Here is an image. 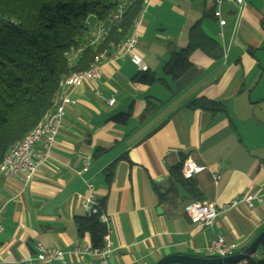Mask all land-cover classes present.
<instances>
[{
    "label": "crops",
    "instance_id": "1",
    "mask_svg": "<svg viewBox=\"0 0 264 264\" xmlns=\"http://www.w3.org/2000/svg\"><path fill=\"white\" fill-rule=\"evenodd\" d=\"M148 1L133 53L161 78L163 64L188 45V32L200 21L206 42L189 57L197 77L171 95L169 77L153 85L134 81L139 73L126 56L104 62L96 84L68 89L73 104L65 108L48 161L28 183L23 174L0 181V262L33 257L41 244L65 252L64 261L32 264H91L95 257L73 252L91 246L76 224L86 216V182L109 218V264H155L170 254L209 257L206 246L216 235L235 243L238 253L264 229V203L223 210L264 186V0H243L240 8L214 0ZM211 11L213 19L204 16ZM201 97L222 103L224 111L185 107ZM108 98L116 100L112 107ZM147 105L151 111L140 119ZM120 113L129 114L126 124L111 120ZM85 156L88 170L78 175ZM179 157L208 166L193 178L201 202L220 211L210 227L191 224L183 209L190 199L181 189L172 204L159 202L154 188H166L168 168ZM217 170L214 185L210 173Z\"/></svg>",
    "mask_w": 264,
    "mask_h": 264
},
{
    "label": "trees",
    "instance_id": "2",
    "mask_svg": "<svg viewBox=\"0 0 264 264\" xmlns=\"http://www.w3.org/2000/svg\"><path fill=\"white\" fill-rule=\"evenodd\" d=\"M140 3L141 0L126 11L120 31L112 30L101 47L85 49L71 65L66 54L78 45L85 19L88 16L104 19L112 8L109 0H0V162L14 143L51 109L58 83L64 76L86 69L109 43L116 44L127 36ZM204 16L214 18L212 11ZM204 42L198 21L188 32V45L163 64L161 78L147 71L139 73L134 81L153 85L169 77L173 84L171 95L177 94L197 77L198 71L189 57L194 50H203ZM185 107L211 114L224 111L222 103L204 97L189 100ZM150 111L151 106L147 105L140 119ZM128 118L129 114L120 113L111 120L126 124ZM183 160L179 157V162L168 168L164 190L154 188L160 203L172 204L179 198V189L190 201L201 202L195 179H184L180 174ZM76 224L79 234L88 233L93 248L102 246L106 230L96 216L77 218ZM246 260L247 264H264V239L256 253Z\"/></svg>",
    "mask_w": 264,
    "mask_h": 264
},
{
    "label": "built area",
    "instance_id": "3",
    "mask_svg": "<svg viewBox=\"0 0 264 264\" xmlns=\"http://www.w3.org/2000/svg\"><path fill=\"white\" fill-rule=\"evenodd\" d=\"M138 1L109 0L112 8L104 19L88 16L84 21V31L78 45L66 54L69 64L74 65L85 49L101 47L112 30L120 31L119 26L126 11ZM148 2V0H141L139 11L131 25L130 34L116 44L109 43L106 48L95 56L93 62L86 69L73 71L59 81L51 109L34 128L15 142L4 155L0 162V181H9L17 174L24 175L25 183L32 181L38 168L48 161L56 137L62 129L65 108L73 104V100L69 97L68 89L85 81L96 84L101 79L102 65L104 62H113L129 56L130 61L138 73L147 72L148 68L146 64L133 52L138 43V25L142 20ZM214 2L217 6L222 2L233 4L238 8L243 5V0H214ZM214 15L218 19L219 26L226 24L224 19L219 18L217 9ZM94 95L101 96V93L95 89ZM115 102L116 100L114 98H108L105 101L109 107H112ZM172 152L167 151L166 156ZM89 163L90 156H85L82 159L81 168L76 173L80 175L86 172ZM205 170H208V166L203 161L186 158L181 163L180 174L184 179H189ZM210 177L212 183L216 185L221 178V173L218 170L211 172ZM84 187L85 192L82 195V207L86 217L96 216L99 223L105 226L106 231L102 237L101 247L93 248L83 244L76 246L73 252L95 257V260L91 264H109V256L113 252L110 231L108 229L109 218L101 201L95 195L93 184L86 182ZM263 203L264 186L257 193H248L233 199L227 205L223 206V210L238 205H245L248 208H252L254 204L261 205ZM183 209L184 214L195 228L210 227L220 213L212 202L190 201L185 204ZM1 231L2 226L0 225ZM236 248L237 245L235 243L227 242L223 236L216 235L209 240L206 246V252L209 257H225L234 254ZM64 254L65 252L59 249L37 244L33 257L22 259L17 263L0 262V264H32L34 261L39 263L63 262ZM235 264H247V260L244 259Z\"/></svg>",
    "mask_w": 264,
    "mask_h": 264
},
{
    "label": "water",
    "instance_id": "4",
    "mask_svg": "<svg viewBox=\"0 0 264 264\" xmlns=\"http://www.w3.org/2000/svg\"><path fill=\"white\" fill-rule=\"evenodd\" d=\"M160 209L157 208V212ZM264 239V229L255 237L244 250L225 257H194L182 254H170L160 258L155 264H235L247 259L256 253L261 241Z\"/></svg>",
    "mask_w": 264,
    "mask_h": 264
},
{
    "label": "rangeland",
    "instance_id": "5",
    "mask_svg": "<svg viewBox=\"0 0 264 264\" xmlns=\"http://www.w3.org/2000/svg\"><path fill=\"white\" fill-rule=\"evenodd\" d=\"M158 77H162V74H161V72H160V73H158Z\"/></svg>",
    "mask_w": 264,
    "mask_h": 264
}]
</instances>
